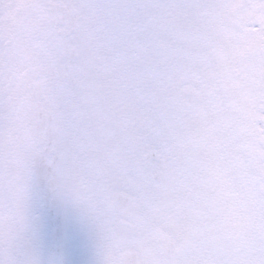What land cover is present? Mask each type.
<instances>
[{"label":"snow or ice","instance_id":"snow-or-ice-1","mask_svg":"<svg viewBox=\"0 0 264 264\" xmlns=\"http://www.w3.org/2000/svg\"><path fill=\"white\" fill-rule=\"evenodd\" d=\"M0 264H264V0H0Z\"/></svg>","mask_w":264,"mask_h":264}]
</instances>
